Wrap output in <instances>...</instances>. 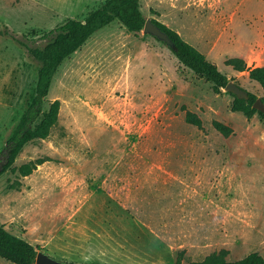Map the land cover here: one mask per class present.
Returning a JSON list of instances; mask_svg holds the SVG:
<instances>
[{"label": "rangeland", "instance_id": "rangeland-1", "mask_svg": "<svg viewBox=\"0 0 264 264\" xmlns=\"http://www.w3.org/2000/svg\"><path fill=\"white\" fill-rule=\"evenodd\" d=\"M104 1L0 0V225L69 264H187L221 250L231 262L264 258L261 116L232 111V93H214L166 44L118 21L63 61L41 105L46 112L59 102L56 124L1 171L39 68L13 38L42 47L45 34ZM139 1L145 19L177 32L264 100L246 71L227 64L264 66V0ZM213 121L232 133L223 136Z\"/></svg>", "mask_w": 264, "mask_h": 264}, {"label": "trees", "instance_id": "trees-1", "mask_svg": "<svg viewBox=\"0 0 264 264\" xmlns=\"http://www.w3.org/2000/svg\"><path fill=\"white\" fill-rule=\"evenodd\" d=\"M140 10L139 0H105L99 7L90 11L83 20L69 19L53 31L45 34L48 38L42 47H28L26 44L13 38L19 45L25 47L28 53L39 63L34 95L28 108L22 113L19 121L8 138L6 162L2 172L11 167L23 147L30 141L45 139L56 124L59 113V102H52L46 112H42V101L47 96L52 80L58 68L74 52L98 30L110 25L114 21L120 22L129 32L142 31L145 23ZM152 22L165 32L173 42L175 57L181 65L190 69L195 75L205 79L212 86L216 94L226 87L229 80L221 73L215 64L208 61L196 48L184 41L180 35L166 25L152 19ZM8 35V33H6ZM228 65L235 71H246L250 80L257 83L264 92V66L247 67L243 60L229 59ZM232 111L241 112L247 119L258 113L263 122L264 114L254 109L253 103L257 99L248 92L247 99H238L233 94ZM264 103V100L261 99ZM185 121L197 128H202L201 120L193 113L186 112ZM212 127L223 136H229L232 129L221 122L213 121ZM47 159L41 158L30 161L18 168L20 177L28 176L38 165ZM1 172V173H2ZM40 247H34L24 239L8 232L0 225V258L12 264H35V259ZM228 252L221 250L212 253L199 262L187 264H264V258L257 253H251L238 261H227ZM175 264H182L180 258Z\"/></svg>", "mask_w": 264, "mask_h": 264}, {"label": "water", "instance_id": "water-1", "mask_svg": "<svg viewBox=\"0 0 264 264\" xmlns=\"http://www.w3.org/2000/svg\"><path fill=\"white\" fill-rule=\"evenodd\" d=\"M143 34L150 35L155 39L166 44L172 51L175 50L173 42L169 39L168 35L163 32L158 26H156L152 19H146L144 23V27L142 29ZM225 92H229L234 94L238 99H247L248 92L239 88L235 83L229 81L226 87L223 88ZM254 109L264 114V103L261 99H256L252 106ZM35 264H69L61 261H57L51 257H49L44 252L40 251L36 255Z\"/></svg>", "mask_w": 264, "mask_h": 264}]
</instances>
